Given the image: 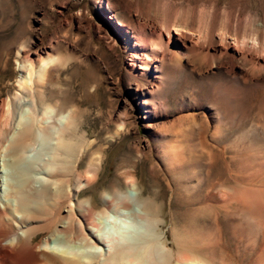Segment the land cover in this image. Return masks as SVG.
Wrapping results in <instances>:
<instances>
[{"label": "rangeland", "instance_id": "1", "mask_svg": "<svg viewBox=\"0 0 264 264\" xmlns=\"http://www.w3.org/2000/svg\"><path fill=\"white\" fill-rule=\"evenodd\" d=\"M177 25L208 56L166 62L149 95L151 70L130 52ZM259 44L264 0H0V99L13 91L18 50L50 46L59 60L45 97L71 105L78 133L103 148L99 176L85 189L93 200L120 163L132 165L172 257L264 264V72L242 52L264 55Z\"/></svg>", "mask_w": 264, "mask_h": 264}, {"label": "bare ground", "instance_id": "2", "mask_svg": "<svg viewBox=\"0 0 264 264\" xmlns=\"http://www.w3.org/2000/svg\"><path fill=\"white\" fill-rule=\"evenodd\" d=\"M161 29L157 39L144 36L148 46L135 42L130 52L132 63L139 60L151 70L145 78L149 95L162 84L166 62H178L191 52L208 56L207 47L196 45L185 27ZM203 37L199 32L196 38ZM233 42L244 45L243 40ZM259 49L264 51L262 44ZM52 50L20 48L13 91L0 99V264H214L194 254L171 256L159 227L162 220L156 217L159 210L153 196L142 194L132 165L120 163L97 201L86 192L100 169L103 148L78 133L71 105L45 97L53 64L59 60ZM253 51L242 50L251 68L264 72L263 53ZM173 153L166 152L171 161ZM117 218L134 230L120 232ZM107 223L113 225L111 230L105 228Z\"/></svg>", "mask_w": 264, "mask_h": 264}]
</instances>
